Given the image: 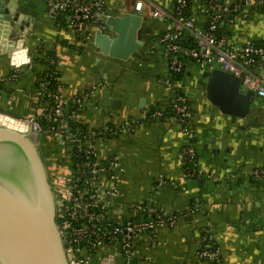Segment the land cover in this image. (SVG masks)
<instances>
[{"label":"crops","instance_id":"obj_1","mask_svg":"<svg viewBox=\"0 0 264 264\" xmlns=\"http://www.w3.org/2000/svg\"><path fill=\"white\" fill-rule=\"evenodd\" d=\"M171 1L166 9H172ZM118 3L111 0L107 12L118 15L133 11V0L128 6ZM194 6L199 8L198 3ZM19 10L32 21L23 31L15 26L10 38L25 39L33 64L23 69L17 81L3 86L0 112L24 120L35 114L34 89L45 68L39 48L55 53L65 95L92 84H105L95 103L79 116L88 126L107 120L122 124L131 117H141L145 110L171 105L174 91L164 82L170 74L160 43L165 22L145 15L147 30L143 29L141 38L146 45L127 61H109L92 41L84 46L70 30H58L47 16L45 0H20ZM15 68L9 53L0 54V74ZM185 69L182 80L176 83L188 95L193 109L192 143L197 150L196 164L204 174L187 175L182 149L191 139L172 116L143 121L132 133L103 142L101 153L119 155L122 165L118 194L110 198L109 216L115 221L130 216L132 205L142 202L166 211L197 207L174 226L159 228L139 239L133 255L139 257L136 264H211L198 255L202 231L209 225L228 263L255 264L256 251L247 240L252 230L258 233L264 229V180L252 176L250 170L264 165V117L257 121L259 125L250 122L255 111L247 119L233 121L207 99V71L211 68L202 69L193 63ZM254 104L264 111V99L256 96ZM35 137L42 153L51 158L48 169H53L61 160L60 146L49 134L35 133ZM162 175L167 182L159 184ZM116 252V247H105L103 257ZM115 258L116 264H130L122 256Z\"/></svg>","mask_w":264,"mask_h":264},{"label":"built area","instance_id":"obj_2","mask_svg":"<svg viewBox=\"0 0 264 264\" xmlns=\"http://www.w3.org/2000/svg\"><path fill=\"white\" fill-rule=\"evenodd\" d=\"M111 0H45L46 13L58 30H70L81 45L89 44L97 30L107 31L110 15L107 5ZM198 3L199 8L194 4ZM133 11L165 22L160 43L165 51L170 76L185 71L186 59L200 68L218 67L241 79V87L252 90L264 99V34L256 41L239 43L233 38L238 21L247 20L250 10L264 14V0H173L171 10L154 0H133ZM58 61H51L54 66ZM31 62L0 74V97L3 86L17 81ZM45 65L34 89L37 109L25 121L34 133L54 136L61 149V160L49 170V181L56 200V222L65 251L71 254L70 264H100L105 247H116L115 256L129 261L135 254L139 239L154 234L159 228L174 226L180 218H188L197 207L188 205L178 211L157 209L150 202L132 205L131 215L115 221L108 209L110 198L118 194L120 156L102 154L103 142L123 133H132L143 121L164 117L162 109L145 110L141 117H131L122 124L110 120L98 126H88L79 116L105 87L96 83L67 96L59 88L52 91L47 77L56 80L59 70ZM165 84L173 89L171 105L173 118L191 141L182 149L187 175L204 174L197 166V150L192 143L193 109L188 95L171 78ZM250 173L264 180V165L254 166ZM159 184L167 182L162 175ZM202 261L211 264H230L221 253L212 235L211 225L202 231L198 252ZM97 259V260H96Z\"/></svg>","mask_w":264,"mask_h":264},{"label":"water","instance_id":"obj_3","mask_svg":"<svg viewBox=\"0 0 264 264\" xmlns=\"http://www.w3.org/2000/svg\"><path fill=\"white\" fill-rule=\"evenodd\" d=\"M19 6L20 0H0V54L9 53L11 65L16 67L31 62L25 39L10 38L15 26L23 31L32 21ZM106 24L108 30H97L92 45L107 60L127 61L146 45L141 38L146 29L144 16L134 11L110 14ZM207 72V99L221 113L235 121L247 119L257 110L255 92L243 89L239 77L218 67ZM257 120L255 116L253 124L259 125ZM56 214L48 166L32 126L0 112V264H70L72 255L65 251ZM115 261L111 255L100 264ZM138 261L133 256L129 263Z\"/></svg>","mask_w":264,"mask_h":264},{"label":"rangeland","instance_id":"obj_4","mask_svg":"<svg viewBox=\"0 0 264 264\" xmlns=\"http://www.w3.org/2000/svg\"><path fill=\"white\" fill-rule=\"evenodd\" d=\"M160 6L164 8L170 7L172 1L171 0H154ZM129 0H119L118 4H122L123 6H128ZM264 31V14L258 10H250L248 13V18L245 21H238L234 31L233 38L243 41H256L258 40ZM264 229L258 231H251V237L247 240V244L256 251V256H254L255 264H264ZM104 251V249H103Z\"/></svg>","mask_w":264,"mask_h":264},{"label":"trees","instance_id":"obj_5","mask_svg":"<svg viewBox=\"0 0 264 264\" xmlns=\"http://www.w3.org/2000/svg\"><path fill=\"white\" fill-rule=\"evenodd\" d=\"M39 53L43 55V64L44 65H48L50 64V62L53 60V61H57V58H56V55L53 51H50V50H43L42 48H39ZM193 63H196L194 62L193 60L191 59H186V63H185V66L186 68L189 67L191 64ZM197 64V63H196ZM50 67H53V68H56L58 69V63H56L54 66H51L50 64ZM186 70V69H185ZM184 72L180 73V74H177V73H174L170 76V78L174 81V82H177L179 80H182V77H183V74ZM47 75L46 71H43L42 73V76H45ZM59 77H60V71L58 72V75H57V79L54 80L48 76L46 79L48 81V87L52 90V91H57V89L61 88V83L59 81ZM153 109H162L163 112H164V117H162L161 119H164L165 117H173L174 116V109H173V106L170 105L168 107H165V108H153ZM187 169H189V165H186ZM97 260V259H96Z\"/></svg>","mask_w":264,"mask_h":264},{"label":"flooded vegetation","instance_id":"obj_6","mask_svg":"<svg viewBox=\"0 0 264 264\" xmlns=\"http://www.w3.org/2000/svg\"><path fill=\"white\" fill-rule=\"evenodd\" d=\"M256 109H257V110H255L256 114H254L253 117L258 116V120H259L260 117H264V111L261 108H259V107L256 108ZM250 122L253 124L254 118H253V121H250ZM43 158H44L46 164H48L49 161L51 160V158L49 156L47 157L46 155H44V152H43Z\"/></svg>","mask_w":264,"mask_h":264}]
</instances>
